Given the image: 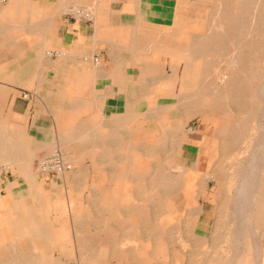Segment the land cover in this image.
<instances>
[{"label":"crops","instance_id":"crops-1","mask_svg":"<svg viewBox=\"0 0 264 264\" xmlns=\"http://www.w3.org/2000/svg\"><path fill=\"white\" fill-rule=\"evenodd\" d=\"M173 1L179 0H0V152L7 144L10 156L29 144L33 159L74 140L89 179V189H39L51 177L18 167L0 171V225L36 227L32 217L40 209L41 225L50 218L72 232H1L0 264H65L70 257L79 264H264V190L238 189L241 215L247 220L245 209L256 207L262 225L249 219L248 244L239 241L229 257L219 250L225 239H212L216 215L207 189L192 186L202 175H190L179 191L182 207L169 200L164 213L160 188L123 180L138 172L130 162L144 160L128 156L129 123L148 115L158 127L163 109L153 83L175 81L173 72L160 70V39L152 36L161 31L156 18H169ZM140 122L142 135L134 138L144 146ZM85 140L88 154L81 157ZM18 153L15 161L29 160ZM193 156L189 147L184 160L197 161ZM84 167L73 174L83 177ZM8 171L12 178H3ZM52 181L66 182L63 175ZM22 208L29 221H20ZM181 241L189 247L178 249ZM194 242L202 244L200 253L206 243L216 254L197 262ZM34 248L46 256L34 257Z\"/></svg>","mask_w":264,"mask_h":264},{"label":"rangeland","instance_id":"rangeland-1","mask_svg":"<svg viewBox=\"0 0 264 264\" xmlns=\"http://www.w3.org/2000/svg\"><path fill=\"white\" fill-rule=\"evenodd\" d=\"M168 14L169 18H156L154 25L161 31L152 36L160 39L156 50L160 54L158 60L162 62L160 70L173 72L175 81L153 83V89L160 91L157 92L163 109L158 127V123L152 122L148 115H139L137 122L129 123L132 139H129L128 156L144 160L130 162V168L138 169V172L130 171V176L123 180L128 181L129 187L160 188L164 213L169 200H175L177 208L182 207L184 201L180 189L190 182V175H202L200 180L203 182L192 186L198 189L202 185L207 189L212 214L216 215L212 239H225L220 242L219 250L231 257L233 250L243 244V239L246 243L249 239L252 231L249 219L257 226L262 225V220L256 215V207H246L244 215L248 216L247 220L241 215L237 207V184L242 170L248 166L251 169L250 162L255 160L253 149L258 144L264 147V87L261 85L264 81V0H179L177 3L173 1ZM234 57H237L235 64L232 63ZM222 74L231 81L227 85L219 79ZM144 84L149 85L148 82ZM146 99L151 101L156 97ZM140 121L144 122V146H137L135 141L141 140L134 138L135 132L138 137L142 135ZM82 143L86 144L80 147L85 149L81 157L88 154L87 140ZM8 147L6 144L1 148L0 158L5 159L0 160V171L18 167L37 172L38 158L60 149L73 165L72 170L63 174L66 182L54 183L52 176L57 175H48L51 178L42 180L39 189H89L87 163L80 162L76 151L79 146L74 140L65 147L54 146L48 152L36 153L33 159L29 144L24 145V151L17 152V158L29 156L28 161H15L17 153L9 156ZM189 147L193 159L197 160L192 163L184 160ZM26 151L28 153L24 155ZM82 164L85 166L82 168L84 176H75L73 172ZM177 164L182 168H176ZM9 173H3V178H12ZM204 174L212 177L204 178ZM260 183L264 186V179ZM20 210V221H29L30 216L23 215L26 210ZM1 213L4 214V210ZM42 214L44 210L39 209L32 217L36 220L33 222L38 223L36 227L2 223L0 233H72L71 227L56 226L55 220L50 218L46 219L49 223L41 225ZM256 231L253 229V233ZM210 243L216 247V242ZM17 244L23 246L25 242ZM176 246L184 250L189 243L181 241ZM213 247L209 248L205 243V257L216 254ZM202 248L200 242L193 243L192 249L199 251L197 262L203 255L200 253ZM33 251L34 257L43 259L46 256L44 252L37 253L35 248ZM226 261L227 264L229 259ZM68 262L79 264V260L73 257L66 259L65 264Z\"/></svg>","mask_w":264,"mask_h":264},{"label":"bare ground","instance_id":"bare-ground-1","mask_svg":"<svg viewBox=\"0 0 264 264\" xmlns=\"http://www.w3.org/2000/svg\"><path fill=\"white\" fill-rule=\"evenodd\" d=\"M239 54V52L236 53V56ZM239 56V55H238ZM237 56V57H238ZM237 57H234L232 60V63H236ZM237 65V64H236ZM221 81L224 82V85H227L229 82V78H227V75L222 74V76L219 78ZM262 82V81H261ZM260 82V83H261ZM241 84V83H240ZM262 87H264V81L261 84ZM220 86V85H219ZM218 86V87H219ZM226 89V88H225ZM232 89V87H231ZM211 112V111H210ZM247 114H244V116ZM240 116V115H239ZM243 116V117H244ZM238 117V116H237ZM246 118V117H245ZM237 119V118H236ZM243 119V118H242ZM239 120V119H238ZM246 120V119H245ZM237 121V120H236ZM235 121V122H236ZM242 122V120H239ZM239 122V123H240ZM238 123V121H237ZM236 123V124H237ZM245 123V122H244ZM241 124V123H240ZM236 126V125H235ZM235 128V127H234ZM245 129V128H244ZM248 131V130H247ZM264 140V139H263ZM256 147V146H255ZM253 150V158L255 157V160L251 161V169L248 168L242 170L243 173L239 179V183L237 184V189H264V186H261L260 181L264 179V147L260 144L257 145L256 149ZM253 152V151H252ZM257 156V157H256ZM246 167V166H245ZM240 175V174H239Z\"/></svg>","mask_w":264,"mask_h":264},{"label":"built area","instance_id":"built-area-1","mask_svg":"<svg viewBox=\"0 0 264 264\" xmlns=\"http://www.w3.org/2000/svg\"><path fill=\"white\" fill-rule=\"evenodd\" d=\"M94 63L99 62V56L93 58ZM73 165L67 160L65 154L60 149H55L51 153L42 155L37 160V171L43 176L63 175L72 170ZM67 264H75L68 262Z\"/></svg>","mask_w":264,"mask_h":264}]
</instances>
